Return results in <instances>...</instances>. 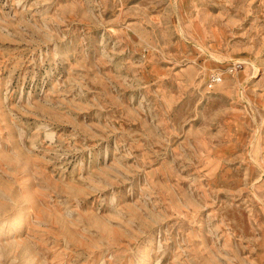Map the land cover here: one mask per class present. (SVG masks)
<instances>
[{
	"label": "rangeland",
	"instance_id": "obj_1",
	"mask_svg": "<svg viewBox=\"0 0 264 264\" xmlns=\"http://www.w3.org/2000/svg\"><path fill=\"white\" fill-rule=\"evenodd\" d=\"M0 264H264V0H0Z\"/></svg>",
	"mask_w": 264,
	"mask_h": 264
},
{
	"label": "built area",
	"instance_id": "obj_2",
	"mask_svg": "<svg viewBox=\"0 0 264 264\" xmlns=\"http://www.w3.org/2000/svg\"><path fill=\"white\" fill-rule=\"evenodd\" d=\"M214 79H217L216 77Z\"/></svg>",
	"mask_w": 264,
	"mask_h": 264
}]
</instances>
